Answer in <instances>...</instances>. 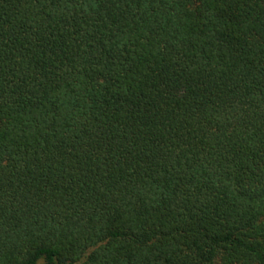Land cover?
<instances>
[{
    "label": "trees",
    "instance_id": "1",
    "mask_svg": "<svg viewBox=\"0 0 264 264\" xmlns=\"http://www.w3.org/2000/svg\"><path fill=\"white\" fill-rule=\"evenodd\" d=\"M0 264H264V0H0Z\"/></svg>",
    "mask_w": 264,
    "mask_h": 264
}]
</instances>
